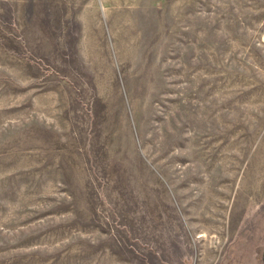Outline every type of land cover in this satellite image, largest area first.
Masks as SVG:
<instances>
[{
  "label": "rangeland",
  "instance_id": "1",
  "mask_svg": "<svg viewBox=\"0 0 264 264\" xmlns=\"http://www.w3.org/2000/svg\"><path fill=\"white\" fill-rule=\"evenodd\" d=\"M0 264H264V0H0Z\"/></svg>",
  "mask_w": 264,
  "mask_h": 264
}]
</instances>
